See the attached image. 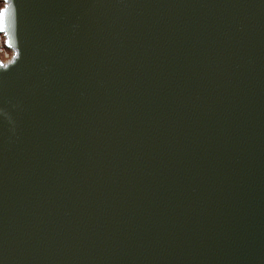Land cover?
<instances>
[{
	"label": "water",
	"instance_id": "water-1",
	"mask_svg": "<svg viewBox=\"0 0 264 264\" xmlns=\"http://www.w3.org/2000/svg\"><path fill=\"white\" fill-rule=\"evenodd\" d=\"M0 264H264V0H7Z\"/></svg>",
	"mask_w": 264,
	"mask_h": 264
},
{
	"label": "built area",
	"instance_id": "built-area-1",
	"mask_svg": "<svg viewBox=\"0 0 264 264\" xmlns=\"http://www.w3.org/2000/svg\"><path fill=\"white\" fill-rule=\"evenodd\" d=\"M13 57V50L5 44V37L0 32V61L7 62Z\"/></svg>",
	"mask_w": 264,
	"mask_h": 264
},
{
	"label": "snow or ice",
	"instance_id": "snow-or-ice-1",
	"mask_svg": "<svg viewBox=\"0 0 264 264\" xmlns=\"http://www.w3.org/2000/svg\"><path fill=\"white\" fill-rule=\"evenodd\" d=\"M5 3H7V0H5ZM8 10H9L8 7L5 6L3 11L0 12V28H2V26H3L4 16L8 12Z\"/></svg>",
	"mask_w": 264,
	"mask_h": 264
},
{
	"label": "rangeland",
	"instance_id": "rangeland-1",
	"mask_svg": "<svg viewBox=\"0 0 264 264\" xmlns=\"http://www.w3.org/2000/svg\"><path fill=\"white\" fill-rule=\"evenodd\" d=\"M3 5H4V1L0 0V9L2 8Z\"/></svg>",
	"mask_w": 264,
	"mask_h": 264
}]
</instances>
